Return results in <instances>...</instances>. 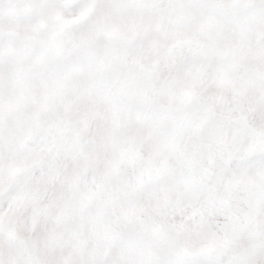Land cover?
<instances>
[{
	"label": "snow or ice",
	"instance_id": "obj_1",
	"mask_svg": "<svg viewBox=\"0 0 264 264\" xmlns=\"http://www.w3.org/2000/svg\"><path fill=\"white\" fill-rule=\"evenodd\" d=\"M0 264H264V0H0Z\"/></svg>",
	"mask_w": 264,
	"mask_h": 264
}]
</instances>
